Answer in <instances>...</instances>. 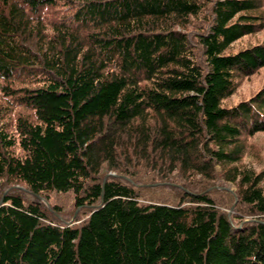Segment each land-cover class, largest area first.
I'll use <instances>...</instances> for the list:
<instances>
[{
  "label": "trees",
  "instance_id": "trees-1",
  "mask_svg": "<svg viewBox=\"0 0 264 264\" xmlns=\"http://www.w3.org/2000/svg\"><path fill=\"white\" fill-rule=\"evenodd\" d=\"M61 1L73 11L45 22ZM262 29L264 0H0V93L35 82L14 95L31 110L14 130L0 95V178L73 192L85 215L1 195L0 264H264V166L242 162L264 87L226 101L264 67V40L231 48ZM136 156L163 181L140 183ZM164 185L177 197L143 192Z\"/></svg>",
  "mask_w": 264,
  "mask_h": 264
},
{
  "label": "rangeland",
  "instance_id": "rangeland-1",
  "mask_svg": "<svg viewBox=\"0 0 264 264\" xmlns=\"http://www.w3.org/2000/svg\"><path fill=\"white\" fill-rule=\"evenodd\" d=\"M63 1L57 3L56 5H52L49 7H46L42 14L44 15V21L47 23H50L54 19H61L65 18L71 11H73L72 7H69L68 5L62 3ZM198 21L200 19L196 18ZM200 25L196 22H192L191 25L188 26L187 30L191 33H194L199 30ZM264 40V29L261 31L255 32L253 34L246 35L236 41L231 50L237 51L240 48L252 45L254 43H257L259 41ZM1 82V81H0ZM35 82L31 80V78H17L15 81L12 82L11 87H8V91L5 92L2 89V92L0 95L3 97V101L13 100L18 101L14 98V95L22 93V89L26 87L27 85H33ZM264 87V67L260 68L257 72L254 74L247 76V77H240L238 78V88L234 95L229 97L226 101L227 103L234 104L238 102L241 99H246L256 93L258 90ZM1 90V89H0ZM6 104V102H5ZM7 121L8 126L10 130L15 129L16 124V118L20 114L31 112L29 108H26L24 106L19 105L18 102H15V106L13 107L12 112L7 111ZM244 138L246 139V153L243 156L242 162L253 166L256 170L261 169L264 166V131H259L255 133L254 135L245 134ZM123 164H126L125 166H121L122 168H127V162L125 155L123 154L121 157ZM132 159V158H131ZM133 165H135V170L139 171V174L137 175V178L143 177L145 175V171L147 172V175H150V178H140L142 181L138 180L140 183H153L155 181L162 182L160 178H153V173H155L154 168L150 167V164H147L146 162H143L142 160L139 161L136 158L134 160L132 159ZM138 162V163H137ZM141 162V163H140ZM140 164V165H137ZM137 165V166H136ZM132 166H130L131 168ZM220 166H217V169L220 170ZM110 174H115V171H110ZM106 174H104L105 176ZM173 179L175 181H179V178L177 176H173ZM201 179V178H200ZM205 180H198L195 178L191 182L193 190L200 189L202 187H205L203 185V182ZM215 184L222 187V189H226V201L221 202V204H225L227 201L230 203V206L227 208L228 212L230 214H234V212L237 210L235 207V204L237 203V196H234L233 192H237V185L233 182L225 180L222 176L218 175V177L215 179ZM172 192L170 195L167 194V192ZM229 191V192H228ZM20 193L23 194L24 198L28 200H39L44 203V205L47 207V209L51 210L54 206L57 208L58 213L53 214V217H60L63 221H79L81 222L85 215L83 214L82 210H79L75 207L74 203V193L73 192H58V191H45L40 195H34L27 187V185L23 182H15L13 179H8L6 177L0 178V196L6 193ZM147 197H169L171 198L175 193V197H177V192L172 187H167L164 185V188H156L153 190H145L143 191ZM233 193V194H232ZM153 197V198H154ZM226 208V207H225ZM53 212V210H51Z\"/></svg>",
  "mask_w": 264,
  "mask_h": 264
},
{
  "label": "bare ground",
  "instance_id": "bare-ground-1",
  "mask_svg": "<svg viewBox=\"0 0 264 264\" xmlns=\"http://www.w3.org/2000/svg\"><path fill=\"white\" fill-rule=\"evenodd\" d=\"M263 116V115H262ZM242 122V121H241ZM240 123V122H239ZM240 138H241V136H240ZM138 163V162H137Z\"/></svg>",
  "mask_w": 264,
  "mask_h": 264
}]
</instances>
